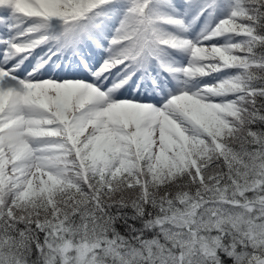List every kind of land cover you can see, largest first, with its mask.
Wrapping results in <instances>:
<instances>
[{"label": "snow or ice", "instance_id": "6c2138e0", "mask_svg": "<svg viewBox=\"0 0 264 264\" xmlns=\"http://www.w3.org/2000/svg\"><path fill=\"white\" fill-rule=\"evenodd\" d=\"M0 264H264V0H0Z\"/></svg>", "mask_w": 264, "mask_h": 264}]
</instances>
